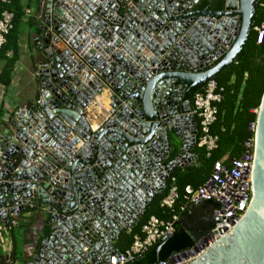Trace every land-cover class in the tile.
Returning <instances> with one entry per match:
<instances>
[{"label":"water","instance_id":"95a60500","mask_svg":"<svg viewBox=\"0 0 264 264\" xmlns=\"http://www.w3.org/2000/svg\"><path fill=\"white\" fill-rule=\"evenodd\" d=\"M62 1L39 2L36 100L13 110L0 131V220L32 208L46 214L20 264L98 263L118 252L114 242L138 223L173 171L197 160L191 151L198 128L184 95L237 59L257 7V0H226L220 11L197 9L213 0H67L79 25H93L70 40L73 24L61 20ZM60 39L115 94L94 132L84 111L101 89L83 84V64L74 67L58 49ZM172 133L180 150L164 164L176 150ZM208 239L209 233L171 258L264 264V93L254 124L250 205L229 234L212 247Z\"/></svg>","mask_w":264,"mask_h":264},{"label":"trees","instance_id":"16d2710c","mask_svg":"<svg viewBox=\"0 0 264 264\" xmlns=\"http://www.w3.org/2000/svg\"><path fill=\"white\" fill-rule=\"evenodd\" d=\"M22 1L8 0L7 3H3L0 0V17L4 11L12 15L11 29L5 36L4 45L0 47V63L3 66L0 71V84L5 88L10 86L14 68L20 58L19 40L24 27L29 30L38 24L35 19L26 17ZM225 1L201 2L197 9L220 11L223 9ZM263 22L264 9L257 6L253 15L252 29L244 48L237 59L222 69L213 79L217 88L216 92L221 90L219 92L221 101L215 104L217 110L215 121L209 127V134L217 138L216 148L208 153L204 147L195 145L191 153L197 157V160L192 165L178 167L173 171L165 182L162 192L151 201L145 213L139 218L138 223L131 227L129 231L121 234L115 241L114 246L119 252L127 251L132 246L135 236L143 238L142 228L150 217L168 221L171 220L173 214L176 216L185 214V211H179V207L186 206L187 208L188 206L184 198L185 187L188 186L195 190L202 186L209 178L215 162L223 161L224 164L228 165L231 161L239 159L246 149L245 144L247 141L253 139L254 134L249 127L256 122L257 112L264 93V34L261 43L257 44V33L254 28L259 27ZM35 33L39 34L38 28H36ZM203 88H188L183 100L192 106L194 95L202 92ZM2 116L0 110V129L4 125ZM195 122L199 132L197 118H195ZM177 152V150L171 151L163 163L169 164ZM172 187L176 188L178 199L171 212L161 207V202ZM203 204L211 205L212 210L215 206L211 202H203ZM35 209H29L25 213L35 211ZM21 217L22 215L16 219L9 218L8 223L5 225L9 228L8 240L11 249L9 254H5L0 247V264L21 263L24 260L22 248L24 245L30 244L31 240L26 239V235L33 221L29 220L26 223ZM11 221H15L16 225H12ZM47 235L48 229L44 227L40 238L42 239ZM41 239L38 240V243ZM193 245L191 236L175 222L174 233L171 237L159 241L149 248L142 257L135 258L127 264H160L167 262L172 253L188 251Z\"/></svg>","mask_w":264,"mask_h":264},{"label":"built area","instance_id":"2783aa9c","mask_svg":"<svg viewBox=\"0 0 264 264\" xmlns=\"http://www.w3.org/2000/svg\"><path fill=\"white\" fill-rule=\"evenodd\" d=\"M3 3H7L8 0H1ZM112 4H117V1H111ZM64 16L61 20L64 22L65 17L70 20L73 26L70 30V40L79 38V32L83 29L92 30L91 27L87 26V23L79 25V16L77 12L69 15L72 11V3L67 0H63ZM257 6L264 9V0H257ZM39 17V16H38ZM11 18L12 15L4 11L0 17V47L5 43V36L11 29ZM68 26V23L65 24ZM254 31L257 33L256 43L260 44L264 34V22L259 26L255 27ZM83 34L89 37L86 32ZM55 36V34H53ZM99 39V38H98ZM98 39L94 40L96 42ZM58 49L62 52H67L71 55L70 60L75 61L77 66L78 63L83 64V84L90 86L92 85L93 91L101 89V94L96 96L93 101H90L84 111L85 118L90 124V130L92 132L97 129V117L103 116L105 107H110L114 102V92L106 86L103 81L99 78L97 73L89 68L86 63L81 61L78 53L70 52L67 46V42L60 39ZM220 60V59H219ZM203 91L196 93L193 97L192 106H190V115L198 120V137L196 145L198 147H204L209 153L214 150L217 146V138L209 134V127L215 121L216 107L215 104L221 101L220 91L216 92V85L213 80L208 81L203 86ZM110 98L109 104L105 102V96ZM132 97V96H131ZM192 125L189 126V128ZM192 128V127H191ZM250 131L254 134V124L250 125ZM81 144H79L80 146ZM77 146V148L79 147ZM245 151L242 156L230 162V164H224L223 161H217L213 164L209 178L205 183L197 189L191 187H185V200L186 204L192 205L198 202H211L215 206L212 210L213 225L209 232V239L207 240L208 247H212L222 237L229 234L232 228L243 218L245 215L250 202L252 194V170L254 163V136L253 139L247 141L245 144ZM178 199L177 191L175 187H172L168 195L162 200L161 207H164L171 212ZM186 206L179 207V211H185ZM19 216L6 215V221L0 220V247L2 251L9 247L10 242L8 240L9 228L5 225L8 223L9 218L16 219ZM178 216L172 215L171 220L163 221L155 217H150L146 225L142 228L143 238L135 236L133 239L132 246L125 252H114L109 258L99 260L98 263H92L90 261L85 264H127L135 258H140L142 255L153 245L161 240L169 238L174 233V224L177 222ZM12 225H16L15 221H11ZM225 229V232L223 231ZM33 244L30 245L26 253L30 255L32 253ZM9 254V253H8ZM9 264H20L17 262H9ZM160 264H179L175 259L169 258L167 262Z\"/></svg>","mask_w":264,"mask_h":264},{"label":"crops","instance_id":"0c3cea01","mask_svg":"<svg viewBox=\"0 0 264 264\" xmlns=\"http://www.w3.org/2000/svg\"><path fill=\"white\" fill-rule=\"evenodd\" d=\"M22 5L25 7L26 11V17L27 18H33L37 19L39 16V6L40 3H38V10L36 8V13L34 12V9L30 6L29 0L22 1ZM28 35L30 36L31 33H29L28 29L24 27V30L22 32V35L19 40V49H20V58L17 62L13 76H12V82L10 86L5 88L0 84V110L2 111V121L4 123L5 119L9 116L11 113V110H15L18 107L25 106L24 104L21 106H18L16 104H13L11 97L9 96V89L12 90L13 95H15V98H17V95H19L20 88L22 86L23 80L26 79V84L28 83V78H23L26 76L29 72V69L31 67L32 62L29 63V60L31 59V49L34 50L32 43H27L24 40V36ZM36 34L32 35V38H34ZM32 42V40H31ZM29 58V60H27ZM35 65V64H33ZM2 64L0 63V71L2 69ZM36 67V65H35ZM19 71V72H18ZM19 73V74H18ZM27 73V74H26ZM30 73V72H29ZM18 74V77L14 75ZM109 97L105 96V102L108 105L109 104ZM3 129V127L0 129V131ZM79 146V145H78ZM39 210V209H38ZM40 211V210H39ZM28 214H25L22 216L23 218H27ZM177 224L181 229H183L185 232H187L193 240H200L201 238L205 237L211 230L213 225L212 220V206L211 205H205V204H192L188 205L185 214H179ZM35 240V239H34ZM115 244V242H114ZM32 245V244H30ZM29 245V246H30ZM29 246L24 245L23 251L24 255H26V250ZM11 249V248H10ZM9 247L5 248V251H3L5 254H8L10 252ZM20 263V262H17Z\"/></svg>","mask_w":264,"mask_h":264},{"label":"rangeland","instance_id":"374dc122","mask_svg":"<svg viewBox=\"0 0 264 264\" xmlns=\"http://www.w3.org/2000/svg\"><path fill=\"white\" fill-rule=\"evenodd\" d=\"M25 1H27V0H25ZM29 2H30V6L34 9V12L36 13V8L38 10V3L40 2V0H29ZM35 20L37 21L36 18H35ZM37 23H38V21H37ZM36 28H39L38 24L35 27H31L28 30L29 33H31L30 36H28V35L24 36L25 37L24 40L27 43H29V44L33 43L32 35L36 34L35 33ZM31 40H32V42H31ZM30 53H31V59L29 60V58H27V60H29V63L32 62L33 64L36 65L39 62L38 55L36 53H34L33 49H31ZM33 64H31V67L29 69L30 73L29 72H28V74L26 73L27 75L23 77V78H28V83L26 84V79L23 80L24 82L22 83V86L20 88L19 95H17V98H15V95H13L12 90L9 89V96L11 97L13 104L21 106L23 104L26 105V104L35 103L39 86H38V82L35 78L36 67ZM18 74L14 75V79H15V76L18 77ZM12 111L13 110H11V112ZM170 136H171L170 138H171L172 144L174 145L176 150L177 151L180 150L181 144L178 140V137L173 133L170 134ZM25 214H28L27 218L21 217L22 219H24V222L27 223V222H29V220L33 221V224L27 230V235H26V239L31 240L29 243L33 244L35 241L34 239H36V236L38 237V235H40L39 234L40 230L43 227V225L45 224L46 214L42 213L38 209L37 210L35 209V211H31V212L25 213ZM25 214H22V216H24ZM30 244H27L26 246H29ZM22 250H24V249L22 248ZM23 255H24V251H23ZM24 257H25V255H24Z\"/></svg>","mask_w":264,"mask_h":264}]
</instances>
